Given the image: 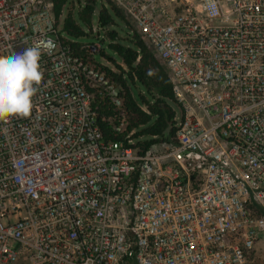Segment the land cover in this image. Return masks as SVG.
<instances>
[{"label":"built area","instance_id":"obj_1","mask_svg":"<svg viewBox=\"0 0 264 264\" xmlns=\"http://www.w3.org/2000/svg\"><path fill=\"white\" fill-rule=\"evenodd\" d=\"M112 1L169 73L174 131L107 137L127 128L109 48L53 0H0V57L40 46L44 74L31 115L0 120V264H257L264 0Z\"/></svg>","mask_w":264,"mask_h":264},{"label":"trees","instance_id":"obj_2","mask_svg":"<svg viewBox=\"0 0 264 264\" xmlns=\"http://www.w3.org/2000/svg\"><path fill=\"white\" fill-rule=\"evenodd\" d=\"M99 0H86L81 17L77 20L69 14L63 21V26L68 35L74 38H81L87 35L85 27L92 23V15ZM67 0H53L54 12L59 18L62 16L63 8ZM111 5V4H110ZM117 7V6H116ZM111 5V10L119 18H123L120 9ZM114 21L113 15L104 7L99 13V22L106 26ZM116 37L115 33L112 35ZM133 46L121 43H111L109 48L122 58L124 66L119 68L122 73L118 74L109 67L107 71L120 83L127 108V128L123 133L114 131L112 126L102 123V130L105 135L113 139H123L130 132L131 138L147 137L148 140L139 141L138 145L148 146L155 138L162 136L175 123L177 99L173 89V82L168 71L154 52L149 48L140 34H136ZM128 81L139 82L146 88L148 96L141 97V103L132 93ZM145 106V107H144ZM174 131V128H171Z\"/></svg>","mask_w":264,"mask_h":264},{"label":"clouds","instance_id":"obj_3","mask_svg":"<svg viewBox=\"0 0 264 264\" xmlns=\"http://www.w3.org/2000/svg\"><path fill=\"white\" fill-rule=\"evenodd\" d=\"M41 48L33 46L7 57H0V120L12 115L28 117L33 97L43 80Z\"/></svg>","mask_w":264,"mask_h":264},{"label":"rangeland","instance_id":"obj_4","mask_svg":"<svg viewBox=\"0 0 264 264\" xmlns=\"http://www.w3.org/2000/svg\"><path fill=\"white\" fill-rule=\"evenodd\" d=\"M85 3L86 0H67V3L63 8L61 19L64 21V19L69 14H72L77 20H79V18L81 17V12L84 10ZM110 4L116 7V5L113 3L112 0H99L96 3V9L94 14L92 15L91 25L89 27L84 26L87 35L79 38L80 41L89 42V41H94L96 39H101L108 48L111 43H121L127 46H133V42H134L133 40L137 32L134 30L131 23L125 18V16L121 11L120 13L123 16V18H119L115 15V13L111 10ZM104 7H106L110 11V13L113 15L114 18V21L106 26L101 25L99 22V13ZM113 33H115L116 35L115 38L112 37ZM107 51L109 54L105 53L104 55L105 58L104 62L106 63L107 67L112 69L114 72H117L118 74L122 73V70L119 68V65L124 66L122 62V58L118 56L117 53H115L110 48ZM101 59L104 60L103 58ZM128 85L132 93L140 103L142 96H146L150 99V96H148L147 94L146 88L143 85H141L139 82L131 83L130 81H128ZM173 106L177 110V105L173 104ZM131 136H133V133ZM133 139L135 140V142H137V140L144 141L150 138L143 136ZM257 264H264V256H262L259 259Z\"/></svg>","mask_w":264,"mask_h":264}]
</instances>
